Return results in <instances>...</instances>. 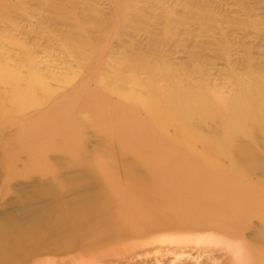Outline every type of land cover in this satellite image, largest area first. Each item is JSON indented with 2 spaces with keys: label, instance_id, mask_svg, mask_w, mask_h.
<instances>
[{
  "label": "rangeland",
  "instance_id": "obj_1",
  "mask_svg": "<svg viewBox=\"0 0 264 264\" xmlns=\"http://www.w3.org/2000/svg\"><path fill=\"white\" fill-rule=\"evenodd\" d=\"M131 2L137 11L128 14L129 19L124 22L114 17L115 0H0V74L8 76L11 70L26 73L34 69L56 90V94L44 96L42 109L46 110L56 95L68 98L63 107L68 115L65 132L72 129L74 121L87 127L86 111L94 109L99 100L105 105L104 118L113 126L128 112L136 114L135 119L151 134L138 143L145 155L194 159L202 167L248 178L253 190L264 196V173L256 163H249L246 171L235 168L229 159L182 140L173 125L157 123L145 114L138 101H125L119 96L131 88L134 80L149 77L143 68L134 72L130 66L139 54L172 71L174 81L158 83L163 91L192 88L200 76L210 87L234 91L236 85L228 81L230 69H243L247 57L255 68L264 69V0ZM257 22L261 25H255ZM165 27L168 33L164 36ZM88 53H93L89 59L85 56ZM95 64L98 77L89 78L85 73L88 70L93 75L89 68ZM12 92L13 88L0 85V139L13 135V129L8 127L29 129L27 120L37 118V110L20 112L4 105V99ZM84 132L92 150L96 145L95 132L92 128ZM60 145L61 140L48 152L52 161L60 160ZM119 154L120 146L113 138L110 163L103 156L94 162L105 169L104 175L110 181L115 180L116 190L122 193L128 190V178ZM54 170L59 172L60 167L55 164ZM29 175L31 182L18 179L11 181L10 186H33L41 178L32 172ZM43 180L58 186L51 176ZM35 209L37 206L17 211L14 197L9 194L0 198V216L8 211L25 218ZM262 215L252 211L239 220H224V225L232 230L214 224H173L143 234L113 232L83 246L36 248L29 260L17 264H257L251 248L261 237ZM68 228L72 229L70 225Z\"/></svg>",
  "mask_w": 264,
  "mask_h": 264
},
{
  "label": "bare ground",
  "instance_id": "obj_2",
  "mask_svg": "<svg viewBox=\"0 0 264 264\" xmlns=\"http://www.w3.org/2000/svg\"><path fill=\"white\" fill-rule=\"evenodd\" d=\"M133 6L131 0H115L114 17L127 21L128 14L137 11ZM167 33L165 27L162 35ZM245 59L243 69L229 71L228 81L236 85L234 91L210 87L202 76L192 88L163 91L158 83L172 81V71L139 54L130 66L134 72L143 68L149 77L134 80L131 88L119 96L125 101H138L145 114L157 123L173 125L178 136L192 146L200 144L212 155L227 158L233 167L245 171L254 162L264 173V69L255 68L251 58ZM95 67L96 64L89 68L93 75L86 71L89 78L98 77ZM8 74H0V85L13 88L4 105L20 112L37 110V118L26 119L29 129L8 127L13 129V135L0 139V198L9 194L14 197L17 211L34 206L37 209L25 218L15 212L1 214L2 264L27 261L36 248L83 246L113 232L143 234L173 224H214L232 230L224 225V220H239L252 211L264 214V196L253 190L248 178L202 167L194 159L145 155L138 143L151 134L135 119L134 112H128L113 126L104 118L105 105L97 100L95 108L86 111L87 127L74 121L72 129L65 132L68 115L63 107L68 98L56 95L50 106L42 109L44 96L56 94L49 82L34 69L26 73L11 70ZM139 88L142 91L138 92ZM87 128L95 132L96 145L92 150L86 141ZM113 138L120 146L119 155L128 178V190L122 193L116 190L115 180L110 181L104 175L105 169L94 162L103 156L110 163ZM60 140L57 148L61 158L52 161L48 152ZM55 164L60 167L59 172L54 170ZM29 172L41 177L33 186H10L11 181L18 179L31 182ZM46 176H51L58 186L44 181ZM260 220L261 237L251 252L257 256V264H264L263 215Z\"/></svg>",
  "mask_w": 264,
  "mask_h": 264
}]
</instances>
